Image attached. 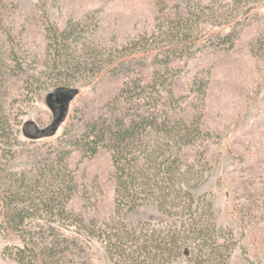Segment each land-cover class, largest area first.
Masks as SVG:
<instances>
[{
  "label": "rangeland",
  "instance_id": "1",
  "mask_svg": "<svg viewBox=\"0 0 264 264\" xmlns=\"http://www.w3.org/2000/svg\"><path fill=\"white\" fill-rule=\"evenodd\" d=\"M0 67L2 183L91 119L145 112L160 90L161 120L191 133L182 166L203 176L193 194L235 244L229 264H264V0H0ZM127 82L136 90L121 94ZM68 149V210L86 223L180 224L153 204L120 220L110 152ZM17 243L0 231V264H17L2 254ZM89 245L90 264H111Z\"/></svg>",
  "mask_w": 264,
  "mask_h": 264
},
{
  "label": "trees",
  "instance_id": "2",
  "mask_svg": "<svg viewBox=\"0 0 264 264\" xmlns=\"http://www.w3.org/2000/svg\"><path fill=\"white\" fill-rule=\"evenodd\" d=\"M69 29L53 33L65 36ZM217 39L232 43L233 34ZM135 90L127 82L121 94ZM159 93L154 101L146 98L145 112L121 109L85 122L75 138L65 134L42 168L21 172L8 183L0 178V231L5 239L18 240L3 249L4 257L17 264H90L89 240L96 239L111 264H229L235 244L212 222L213 205L193 194L203 176L182 166L181 149L191 133L161 120ZM71 146L91 156L101 148L110 152L120 220L153 204L180 224L86 223L73 214L68 204L77 183L66 163Z\"/></svg>",
  "mask_w": 264,
  "mask_h": 264
}]
</instances>
